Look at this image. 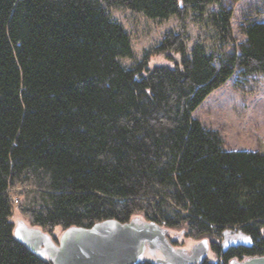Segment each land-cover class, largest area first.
<instances>
[{"label": "trees", "instance_id": "1", "mask_svg": "<svg viewBox=\"0 0 264 264\" xmlns=\"http://www.w3.org/2000/svg\"><path fill=\"white\" fill-rule=\"evenodd\" d=\"M205 18L226 39L223 0H0V264H52L13 237L9 189L26 185L20 212L31 225L91 226L144 219L209 237L216 261L264 250V141L226 150L194 111L232 76L264 81V20L248 22L229 50L168 32L156 48L179 61L132 66L128 33L109 9L149 19ZM196 22V21H195ZM250 244L222 253L225 230ZM137 264H152L143 260Z\"/></svg>", "mask_w": 264, "mask_h": 264}, {"label": "rangeland", "instance_id": "2", "mask_svg": "<svg viewBox=\"0 0 264 264\" xmlns=\"http://www.w3.org/2000/svg\"><path fill=\"white\" fill-rule=\"evenodd\" d=\"M223 2L226 10L230 11L229 32L226 39H222L214 26L205 19L209 12L218 9L217 4L207 6L205 13L197 20L193 19L191 10L186 12L183 20L176 15L158 20L149 19L124 5L110 8V16L128 33L132 48V55L120 58V62L125 66H132L146 56L147 67L150 69L161 65L172 66L179 61V54L169 49L156 50L168 32L184 34L188 56L195 41L202 42L210 51H217L220 47L229 50L233 44L244 39L242 28L245 24L264 20V0H223ZM193 114L204 126L218 133L226 150H255L258 141H264V81L260 77L241 80L232 76L213 90ZM27 188L31 187L17 184L9 189L14 203L12 221L14 224L23 221L32 226L28 218L20 212L17 203L23 199L22 192ZM133 217L146 220L140 213L134 214L131 218ZM163 227L167 229L166 237L173 240L175 247L187 252L195 243L206 239L209 242L206 258L209 261L217 260V254L212 250V240L209 237H192L184 226L163 225ZM43 231L57 240L63 229ZM221 240L222 237L216 242L221 243Z\"/></svg>", "mask_w": 264, "mask_h": 264}, {"label": "water", "instance_id": "3", "mask_svg": "<svg viewBox=\"0 0 264 264\" xmlns=\"http://www.w3.org/2000/svg\"><path fill=\"white\" fill-rule=\"evenodd\" d=\"M165 230L152 221L138 217L120 222L105 219L91 226H71L64 229L57 243L40 227L23 221L14 224L13 237L28 250L52 264H137L144 255L158 251L162 258L152 264H198L207 256L206 239L197 242L189 252L174 249L165 238ZM248 238L237 229L222 233V246H248ZM229 264H264L261 255L242 260L232 259Z\"/></svg>", "mask_w": 264, "mask_h": 264}, {"label": "flooded vegetation", "instance_id": "4", "mask_svg": "<svg viewBox=\"0 0 264 264\" xmlns=\"http://www.w3.org/2000/svg\"><path fill=\"white\" fill-rule=\"evenodd\" d=\"M164 230H165V238L167 239V241H168V243L174 248V249H180V248H178V247H175V245L173 244L174 242H173V240H170V239H168L166 236H167V229L165 228V227H163V225H161V224H159ZM54 240V242L55 243H57V240H55V239H53ZM207 243H209L208 241H207ZM248 243H250V242H248ZM196 244V243H195ZM194 244V245H195ZM212 244V243H211ZM193 245V246H194ZM192 246V247H193ZM208 246H209V244H208ZM220 246H221V251H222V253H225V252H227L229 249H231V248H238L239 246H241V245H239V246H236V247H227V248H225L224 246H222V240H221V243H220ZM243 246V245H242ZM187 252V251H186ZM246 257H249V256H246ZM246 257H244V258H246ZM160 258H162V255L158 252V251H156L155 252V255L153 256V255H151L150 254V252L149 253H147L146 252V254L144 255V260H149V261H152V260H155V259H160ZM244 258H242V259H244ZM242 259H238V260H242Z\"/></svg>", "mask_w": 264, "mask_h": 264}]
</instances>
